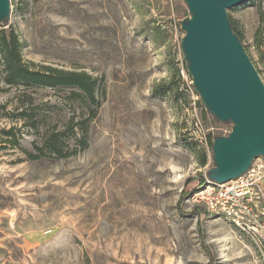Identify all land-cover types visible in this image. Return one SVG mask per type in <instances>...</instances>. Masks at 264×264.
<instances>
[{
	"label": "rangeland",
	"instance_id": "1",
	"mask_svg": "<svg viewBox=\"0 0 264 264\" xmlns=\"http://www.w3.org/2000/svg\"><path fill=\"white\" fill-rule=\"evenodd\" d=\"M227 12L264 82V0ZM194 18L188 0H10L0 29L16 32L23 60L88 72L105 95L86 149L32 160L53 132L73 152L89 108L69 89L0 76V264H264V245L226 218L191 195L179 206L188 180L217 167L209 135L234 126L191 73ZM198 120L207 140L190 135Z\"/></svg>",
	"mask_w": 264,
	"mask_h": 264
},
{
	"label": "water",
	"instance_id": "2",
	"mask_svg": "<svg viewBox=\"0 0 264 264\" xmlns=\"http://www.w3.org/2000/svg\"><path fill=\"white\" fill-rule=\"evenodd\" d=\"M10 0H0V21ZM194 20L187 25L186 52L202 99L222 122L234 126L214 140L216 169L210 179L224 183L264 156V82L240 39L228 10L249 0H188Z\"/></svg>",
	"mask_w": 264,
	"mask_h": 264
},
{
	"label": "trees",
	"instance_id": "3",
	"mask_svg": "<svg viewBox=\"0 0 264 264\" xmlns=\"http://www.w3.org/2000/svg\"><path fill=\"white\" fill-rule=\"evenodd\" d=\"M5 24L0 23V27ZM230 25L234 34L238 36L243 43V34L237 29L236 22L230 20ZM0 55L2 67H0V76L8 84L21 83L27 87H49L52 89H69V99L78 101L89 108L87 120L77 122L75 128L82 132V138L77 148L73 152H66L62 144L64 132H53L46 137L42 145H36V153L30 154V159L37 160L44 157L65 158L70 155L83 151L88 147L87 136L89 132V122L96 118L101 106V97L105 95L103 81L92 76L85 71L65 70L49 65H37L34 62H25L21 55L20 43L16 32L10 26L7 29H0ZM170 89V88H169ZM167 90L156 92L157 95H164ZM217 119V118H216ZM219 121V120H218ZM75 128L70 127L69 131L75 133ZM218 135L216 137L209 135L210 143L213 146L214 140L218 137L228 136ZM201 165L206 164V157L200 158ZM205 179L201 176L189 179L182 190L179 206L199 187L204 185ZM197 213L200 217L207 216L203 209L196 208L192 214ZM201 229V227H200ZM201 240L204 244L205 232L201 230ZM206 248L208 246L205 245Z\"/></svg>",
	"mask_w": 264,
	"mask_h": 264
},
{
	"label": "built area",
	"instance_id": "4",
	"mask_svg": "<svg viewBox=\"0 0 264 264\" xmlns=\"http://www.w3.org/2000/svg\"><path fill=\"white\" fill-rule=\"evenodd\" d=\"M191 136L203 141L207 133L202 122H195ZM206 210L230 221L245 236L250 238L258 249L264 245V156L255 158L249 169L240 176L220 183L210 178L192 194ZM190 197V198H191Z\"/></svg>",
	"mask_w": 264,
	"mask_h": 264
}]
</instances>
